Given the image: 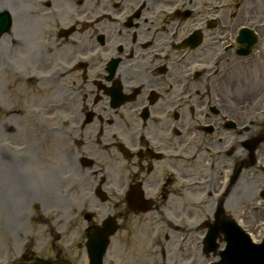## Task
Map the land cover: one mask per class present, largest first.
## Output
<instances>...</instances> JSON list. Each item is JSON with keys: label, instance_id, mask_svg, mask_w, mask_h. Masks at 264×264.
Masks as SVG:
<instances>
[{"label": "flooded vegetation", "instance_id": "1", "mask_svg": "<svg viewBox=\"0 0 264 264\" xmlns=\"http://www.w3.org/2000/svg\"><path fill=\"white\" fill-rule=\"evenodd\" d=\"M0 1L13 19L8 40L19 50L40 41L43 23L55 27L45 53V71L55 74L43 80L41 47L19 60L21 76L34 67L39 74L30 78L38 92L32 108L21 80L8 87V98L0 87V114L11 105L0 115L3 150L10 158L13 145L48 180L32 191L31 203L58 221L53 178H63L73 206L76 171L107 193L85 200L81 220L66 216L80 229L43 231L49 251L26 249L14 264L218 261L221 246L204 253L202 227L233 217L236 205L243 210L252 180L259 192L264 185L260 165L250 166L253 139L260 141L255 160L264 161V83L252 80L264 74V0H242L237 11L232 0ZM243 26L258 36L247 58L236 54ZM106 238L103 254L92 251V242Z\"/></svg>", "mask_w": 264, "mask_h": 264}, {"label": "rangeland", "instance_id": "2", "mask_svg": "<svg viewBox=\"0 0 264 264\" xmlns=\"http://www.w3.org/2000/svg\"><path fill=\"white\" fill-rule=\"evenodd\" d=\"M38 38H40V36L38 35ZM37 38V39H38ZM34 45V44H33ZM34 69H35V67H34ZM34 69L33 68H28L25 72L26 73H29V72H31V71H34ZM250 70H253V69H251L250 68ZM1 75H3V76H8L9 75V72L8 71H6L5 73H3V72H1L0 71V79H1V84H2V86H3V89H1V90H3V92L4 93H1V96H3V98H8L7 97V84H6V82H5V78L3 77V76H1ZM252 80L255 82V85L256 84H260V83H264V76L262 75V74H257V76H256V78H252ZM34 88H35V90H39V86H37V85H34ZM30 93L31 92H29V93H27L26 94V108L28 109V108H32V106H30V102H31V100L33 99V98H29V95H30ZM8 107H5L4 106V114L3 113H1L0 115H4V116H6V114H8L7 112H8V110L10 109L9 108V106H11V105H7ZM17 106H18V104H17ZM24 106V101H22L21 102V104L18 106V107H23ZM16 107V106H15ZM15 107L13 108V109H15ZM244 111V109H241V110H238V111H236L237 113H242ZM26 118H29V116L28 115H26ZM27 121V120H26ZM0 142H2L1 140H0ZM1 166H3V165H1V163H0V167ZM19 173H21V174H18V175H25V174H29L30 173V171L28 170V169H25L24 168V170H25V172L26 173H24V171L22 170V169H16ZM8 171H9V169H8ZM0 173H1V175L2 174H4L3 172H2V169H1V171H0ZM261 175H262V173L261 172H259ZM12 174H14V173H12ZM15 175V174H14ZM37 176V175H36ZM1 177V176H0ZM38 180L39 179H36V177H34L33 175H32V178H31V181H35V182H37V183H39L38 182ZM255 181H253L252 180V182H251V184L253 183V184H255V186H256V188H257V184H258V180L257 179H254ZM40 181V180H39ZM0 183L2 184L3 183V180L2 179H0ZM36 183V185H35V183H34V185L33 184H31V182H30V184L32 185L31 187H32V189H34V187H36L38 184ZM45 183V182H44ZM26 187H30V186H26ZM30 189V188H29ZM258 190H259V188H257ZM1 192H2V186L0 185V198H2L1 197ZM57 192H58V201H64V202H66V204L68 205V204H70L68 201H66V200H64V198H65V196L63 195V193H64V190H62L61 189V186L60 185H58V190H57ZM88 191H87V189L83 186L82 187V185L80 186V185H76L75 186V196L73 195V197H75V208H76V211H75V217H77V214L79 213V211H80V209H81V207H82V204L84 203V201H85V197H86V193H87ZM254 193L255 192H253V195H251V199L254 197ZM8 194H12V193H10V192H8V191H6V192H4V195L6 196H8ZM10 197V196H9ZM7 200H8V198H6ZM11 199V198H10ZM9 203H11V205H10V207H9V209L11 210V213H13V211H12V205L14 204L13 203V201H9ZM68 208H69V206H67ZM240 209H242V208H240ZM244 211H246V208H243V210H242V214L240 213V212H236L237 214H238V216H241V217H243L247 222H248V220H249V218L247 217V215H244ZM11 213L9 214V212H8V214H9V216H8V214H6V212H4V211H0V219H1V222H0V261H2V259H3V257L7 254V245H6V242H7V239H9L10 241H9V243H10V245L12 246V247H14V251H15V253L18 251V249H16L15 248V245H18V241H17V237H16V235H15V233H10L7 229H9V226H11V225H13V224H15L16 223V218L12 215L11 216ZM1 215H3V218H2V216ZM14 215H15V211H14ZM46 223H48V222H39V223H37L36 224V227H35V229L37 230V229H44V228H50L48 225H47V227H44V225L43 224H46ZM50 223V222H49ZM52 224V223H51ZM246 224V223H245ZM253 224H256V222H253ZM259 224H258V221H257V224H256V229L254 230L255 232H257L258 234H262V233H264V225L263 226H261L260 227V225L258 226Z\"/></svg>", "mask_w": 264, "mask_h": 264}, {"label": "water", "instance_id": "3", "mask_svg": "<svg viewBox=\"0 0 264 264\" xmlns=\"http://www.w3.org/2000/svg\"><path fill=\"white\" fill-rule=\"evenodd\" d=\"M253 251L256 252L253 253ZM248 256L250 257L248 258ZM239 262L238 264H264V245L260 246L257 250H251L250 255H247L246 259Z\"/></svg>", "mask_w": 264, "mask_h": 264}, {"label": "bare ground", "instance_id": "4", "mask_svg": "<svg viewBox=\"0 0 264 264\" xmlns=\"http://www.w3.org/2000/svg\"><path fill=\"white\" fill-rule=\"evenodd\" d=\"M24 23V22H23Z\"/></svg>", "mask_w": 264, "mask_h": 264}]
</instances>
